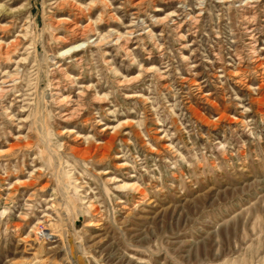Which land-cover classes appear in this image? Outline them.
Wrapping results in <instances>:
<instances>
[{"label":"rangeland","instance_id":"1","mask_svg":"<svg viewBox=\"0 0 264 264\" xmlns=\"http://www.w3.org/2000/svg\"><path fill=\"white\" fill-rule=\"evenodd\" d=\"M243 1L0 0V264H264Z\"/></svg>","mask_w":264,"mask_h":264},{"label":"bare ground","instance_id":"2","mask_svg":"<svg viewBox=\"0 0 264 264\" xmlns=\"http://www.w3.org/2000/svg\"><path fill=\"white\" fill-rule=\"evenodd\" d=\"M244 1H246L247 2V0H244ZM243 1V2H244ZM245 2V3H246ZM250 2H253V1H251L250 0ZM253 3H255V2H253ZM247 4V3H246ZM252 4V3H251ZM249 6H250V4H249ZM252 6V5H251ZM79 8V7H78ZM252 8V7H251ZM77 9V8H76ZM78 11V10H77ZM79 12H80V10H79ZM248 12V11H247ZM251 17V16H250ZM253 17V16H252ZM66 22V21H65ZM71 22V21H70ZM69 26V28H71V30L77 35V36H80L81 35V33H82V29H81V27H79V25H77L75 22L74 23H72L71 22V24L69 23L68 24ZM85 27V26H84ZM87 27V26H86ZM85 27V28H86ZM71 32V31H70ZM76 36V37H77ZM82 36V35H81ZM81 39V38H80ZM62 40V39H61ZM14 82V80H13V78L11 77V75H8V76H6L4 79H2L1 80V82H0V92H4V91H6V90H8L11 86H12V83ZM10 83V84H9ZM81 259V258H80Z\"/></svg>","mask_w":264,"mask_h":264}]
</instances>
